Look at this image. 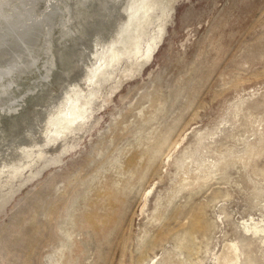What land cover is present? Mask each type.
Returning <instances> with one entry per match:
<instances>
[{
	"label": "rangeland",
	"instance_id": "374dc122",
	"mask_svg": "<svg viewBox=\"0 0 264 264\" xmlns=\"http://www.w3.org/2000/svg\"><path fill=\"white\" fill-rule=\"evenodd\" d=\"M0 1L67 10L0 109V264H264V0Z\"/></svg>",
	"mask_w": 264,
	"mask_h": 264
},
{
	"label": "bare ground",
	"instance_id": "6f19581e",
	"mask_svg": "<svg viewBox=\"0 0 264 264\" xmlns=\"http://www.w3.org/2000/svg\"><path fill=\"white\" fill-rule=\"evenodd\" d=\"M131 1V0H130ZM129 1V2H130ZM61 2V1H60ZM79 2L82 4L84 1L83 0H79ZM136 2V1H135ZM140 2V1H139ZM3 3V2H2ZM148 3V2H147ZM0 4H1V1H0ZM138 4V3H137ZM49 6H47V9L46 10H44V12L46 13L47 12V10H48V13L46 14V15H43V18H42V20L41 21H43V22H45V24H46V26H47V24L48 23H50V21H51V19L53 18V17H55L56 15H58V14H61V13H63V12H66L67 10H66V6H62V5H60V7L59 6H57V4H55V3H53V2H50V4H48ZM3 6V5H2ZM141 6H143V5H141ZM134 7V6H133ZM132 7V8H133ZM136 7V6H135ZM1 6H0V15H2V14H4L6 11H5V9L3 8L2 10H1ZM31 9H32V7H31ZM29 10L30 9H28V13L27 14H25V15H23L22 13H20L19 15H21V16H23V18H21V19H19V18H17L18 20H12L11 22H10V24L8 23V22H5V25L4 24H2V25H0V45H1V47H2V45H5L6 43H4V41H5V38H10L11 40H12V44H10L9 46H7L5 49H3V51L0 53V109H3V108H5L6 109V111H7V108L9 109V107H10V105H11V101H12V99H14L13 98V91H11L10 89H9V86H10V83H11V78H12V76L13 75H15V74H17V73H23V71H25V70H27V69H29L31 66H33V64H34V60H35V56L33 55L34 53H33V49H38V47H36V40L38 39V35L40 34L39 33V24H40V19L38 18V16L36 15V14H32L33 16H31L29 19H27V20H25L24 21V18L26 17L27 18V16H28V14H29ZM33 10V9H32ZM131 10V9H130ZM142 11V10H141ZM136 12V11H135ZM139 12V11H138ZM9 13V12H8ZM13 13V12H12ZM44 13V14H45ZM67 13V12H66ZM134 13V12H133ZM43 14V13H42ZM10 15V14H9ZM34 16H37V17H34ZM41 16V15H40ZM137 16V15H136ZM6 17V16H5ZM7 17H8V15H7ZM143 17V16H142ZM3 18V17H2ZM2 18H1V20H2ZM13 18H14V16H13ZM25 18V19H26ZM132 18V17H131ZM135 19V18H134ZM136 19H137V17H136ZM135 19V20H136ZM4 20V19H3ZM20 20V21H19ZM136 21H138V20H136ZM8 23V24H7ZM130 23V22H129ZM141 23V22H140ZM1 24V23H0ZM135 24V23H134ZM9 26V28H11L10 26H13V28H11V29H7V27ZM136 25H138V24H136ZM127 27H129V26H127ZM138 27V26H137ZM142 27H143V25H142ZM142 27H140V28H142ZM42 28H44V27H42ZM140 30V29H139ZM43 32V34H44V31H46L47 32V30H42ZM64 31V30H63ZM141 31V30H140ZM45 41V40H44ZM133 42V41H132ZM46 43V42H45ZM130 43V42H129ZM113 44V43H112ZM46 44H44V45H42L43 46V48H45L46 46H45ZM6 46V45H5ZM113 47V46H112ZM111 48V47H110ZM1 49V50H2ZM110 50V49H109ZM112 51V50H111ZM111 51H107V54H108V52H111ZM105 52V51H104ZM118 52V51H117ZM103 53V52H102ZM112 53V52H111ZM113 53H114V51H113ZM149 54V53H148ZM105 55V54H104ZM111 55V54H110ZM145 55V54H144ZM107 56V55H106ZM108 56H109V54H108ZM112 56V55H111ZM111 56H109L110 58L109 59H112L111 58ZM115 56V55H114ZM117 56V55H116ZM115 56V57H116ZM102 57V56H101ZM113 57V56H112ZM103 58V57H102ZM114 58V57H113ZM104 59V58H103ZM106 59V58H105ZM101 61V60H100ZM109 61V60H108ZM40 62V61H39ZM43 62H44V60H43ZM105 62L103 61V64H104ZM43 65V64H42ZM105 65V64H104ZM103 65V66H104ZM133 65V64H132ZM35 66V65H34ZM47 66V65H46ZM38 67V66H37ZM107 67H108V65H107ZM35 68V67H34ZM100 68V67H99ZM96 69H98V68H96ZM104 69H107V68H104ZM103 69V70H104ZM110 69V68H109ZM42 70H44V69H42ZM41 70V71H42ZM37 71V70H36ZM35 71V72H36ZM39 71H40V69H39ZM38 71V72H39ZM40 71V72H41ZM45 71V70H44ZM43 71V72H44ZM39 72V73H40ZM111 72V71H110ZM100 73V72H99ZM26 74V73H25ZM42 74V73H41ZM44 75V74H43ZM21 76V75H20ZM111 76V75H110ZM2 77H9V83H4V82H2ZM23 77V76H22ZM15 83V82H14ZM22 87V86H21ZM21 87H20V89H21ZM25 88V87H24ZM19 89V90H20ZM22 89H23V87H22ZM13 90H15V89H13ZM18 90V89H17ZM24 90V89H23ZM25 91V90H24ZM15 92H17V91H15ZM20 92H21V90H20ZM19 93V92H18ZM17 94V93H16ZM20 94V93H19ZM18 94V95H19ZM15 95V94H14ZM18 95H16V97L18 96ZM75 97V96H74ZM75 98H77V94H76V97ZM16 100V99H15ZM70 101H71V99H70ZM73 101V100H72ZM74 101H75V99H74ZM81 101H83V100H81ZM87 102V101H86ZM66 104H68L67 103V101H66V103H65V106L58 112V113H54V115H53V117L54 116H56L57 114H59V113H61V111H65V109L67 108V106L68 105H66ZM79 105H80V103H72V106H73V108H75V109H69V111H65V113H63L62 112V116H60L59 118L60 119H58L57 121H56V123H55V125L57 124V126L58 127H60L61 126V128H65V126H67V125H69L68 124V122H70V121H72V119L71 118H73L75 115H76V113H78L76 110H80L79 109ZM82 105V104H81ZM15 106V105H14ZM13 106V107H14ZM85 106V105H84ZM84 108V107H83ZM11 109V108H10ZM56 109V108H55ZM13 110V109H12ZM51 112V111H50ZM53 112V111H52ZM82 114V113H81ZM68 115V116H67ZM59 116V115H58ZM72 116V117H71ZM52 117V116H51ZM50 117V118H51ZM78 117V116H77ZM79 117H80V115H79ZM50 118H49V122L50 121H52V119L50 120ZM56 119V118H55ZM53 121H54V119H53ZM52 121V122H53ZM48 121H47V123H49ZM52 122H50V123H52ZM72 123V122H71ZM47 125V130H49V128H50V124H46ZM51 126H52V124H51ZM74 126V125H73ZM52 127H54V126H52ZM60 128V129H61ZM55 129V128H54ZM56 129H57V127H56ZM51 130H52V128H51ZM50 131V130H49ZM54 131V130H53ZM61 131V130H60ZM51 133H53L52 131H51ZM58 133V132H57ZM53 136V135H52ZM32 148V147H31ZM25 151V150H24ZM27 151H29L28 152V156L30 155V156H32V154H35V156H37V157H40V155L38 156V154H40L39 153V151L37 152V153H33V152H31V149L30 150H27ZM42 152L43 151H41V154H42ZM23 154H24V152H23ZM25 154H27L26 152H25ZM41 158V157H40ZM32 159H30L29 161H31ZM25 163V162H24ZM30 163V162H29ZM27 164V163H26ZM21 168V167H20ZM23 168V167H22ZM17 171H19V169L18 170H16L15 172H17ZM2 177V176H1ZM264 231V230H263ZM226 244V243H225ZM224 249L222 250V252H220V254L216 257V259H218V261H219V263L220 264H228L227 262H225V260H226V258H227V256H228V253H230V252H233V254L235 255V258H233L232 259V261H230V262H234L235 264H239L238 263V259H239V255H240V253H238V250H239V247H238V245L236 244V243H230L229 244V242H228V244L226 245V246H224L223 247ZM236 251V252H235ZM213 256H215V255H213ZM212 256V257H213ZM212 264V263H211Z\"/></svg>",
	"mask_w": 264,
	"mask_h": 264
}]
</instances>
